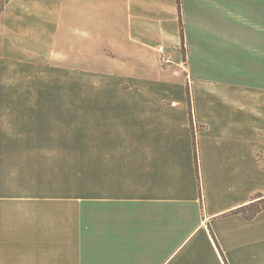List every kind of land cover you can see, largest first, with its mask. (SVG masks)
<instances>
[{
  "label": "crops",
  "instance_id": "0c3cea01",
  "mask_svg": "<svg viewBox=\"0 0 264 264\" xmlns=\"http://www.w3.org/2000/svg\"><path fill=\"white\" fill-rule=\"evenodd\" d=\"M179 3L182 34L176 0H3L0 68L32 53L152 90L90 143L85 187L0 193V264H264V0ZM15 131L0 107V147Z\"/></svg>",
  "mask_w": 264,
  "mask_h": 264
},
{
  "label": "rangeland",
  "instance_id": "374dc122",
  "mask_svg": "<svg viewBox=\"0 0 264 264\" xmlns=\"http://www.w3.org/2000/svg\"><path fill=\"white\" fill-rule=\"evenodd\" d=\"M245 8L240 5L239 10ZM210 44L217 43L213 40ZM230 51L221 54L231 53L234 62L241 65L254 58L241 49ZM15 64L13 69L0 68V94L8 92L9 96L0 107L14 108L16 130L11 142L14 146L0 147V193L14 194L11 196L15 198L25 195L32 204L49 203L56 196H69L71 188L85 187L90 143L102 130L110 129L112 119L133 124L135 92H143L138 106L145 111L151 107L145 93L152 89L147 84H123L119 77H103L88 69L61 67L48 57L32 53L17 54ZM166 75L170 79L178 76L171 69ZM185 84L190 110V88L188 82ZM171 86L166 91L176 93V87ZM122 92L131 93L121 96ZM133 135V131L124 134L128 139ZM35 209L32 207V214Z\"/></svg>",
  "mask_w": 264,
  "mask_h": 264
},
{
  "label": "trees",
  "instance_id": "16d2710c",
  "mask_svg": "<svg viewBox=\"0 0 264 264\" xmlns=\"http://www.w3.org/2000/svg\"><path fill=\"white\" fill-rule=\"evenodd\" d=\"M176 4H177V7H178V13H179V25H180V33L182 32L181 31V18H180V3H179V0H176ZM1 6V5H0ZM182 34V33H181ZM181 37H182V35H181ZM183 55V54H182ZM194 159H195V164H196V170H197V160H196V154L194 155ZM240 212H242V214L244 215V216H246V214L245 213H243V211H240ZM255 212H257V210L255 211ZM247 217V216H246Z\"/></svg>",
  "mask_w": 264,
  "mask_h": 264
},
{
  "label": "built area",
  "instance_id": "2783aa9c",
  "mask_svg": "<svg viewBox=\"0 0 264 264\" xmlns=\"http://www.w3.org/2000/svg\"><path fill=\"white\" fill-rule=\"evenodd\" d=\"M158 51L160 52V54H162L163 48H162V47H159ZM161 61H162L163 63H165V62H168V59L165 58V57H162V58H161Z\"/></svg>",
  "mask_w": 264,
  "mask_h": 264
}]
</instances>
